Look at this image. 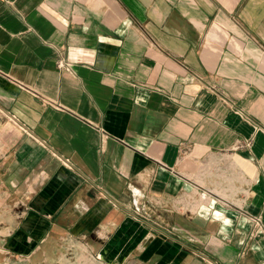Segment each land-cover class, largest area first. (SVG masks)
Masks as SVG:
<instances>
[{
    "label": "crops",
    "instance_id": "crops-1",
    "mask_svg": "<svg viewBox=\"0 0 264 264\" xmlns=\"http://www.w3.org/2000/svg\"><path fill=\"white\" fill-rule=\"evenodd\" d=\"M66 241L264 264V0H0V262Z\"/></svg>",
    "mask_w": 264,
    "mask_h": 264
},
{
    "label": "rangeland",
    "instance_id": "rangeland-1",
    "mask_svg": "<svg viewBox=\"0 0 264 264\" xmlns=\"http://www.w3.org/2000/svg\"><path fill=\"white\" fill-rule=\"evenodd\" d=\"M66 244L67 245L63 250V255L70 264H91L88 261V255L85 252L84 247H82L78 242L71 243L66 241ZM55 255L58 258H54L52 254L47 255L45 253L35 255L32 258L9 257L3 263L0 262V264H63L64 262L61 261L63 256H61V258L59 256L62 255V248L60 252L55 253Z\"/></svg>",
    "mask_w": 264,
    "mask_h": 264
},
{
    "label": "built area",
    "instance_id": "built-area-1",
    "mask_svg": "<svg viewBox=\"0 0 264 264\" xmlns=\"http://www.w3.org/2000/svg\"><path fill=\"white\" fill-rule=\"evenodd\" d=\"M60 64H61V66H63V67L67 66V64H65L64 62H61ZM209 194H210V195H214L211 191L209 192ZM216 197H218V196H216ZM218 199H219L220 201H223L220 197H219ZM224 202H225V204H227V205H231L230 202H228V201H224ZM251 220H252L254 226L257 227V229L260 230V228H262V220H261L260 217H251ZM97 258L100 259V258H101L100 255H98Z\"/></svg>",
    "mask_w": 264,
    "mask_h": 264
}]
</instances>
